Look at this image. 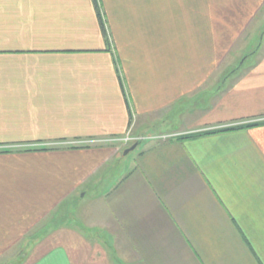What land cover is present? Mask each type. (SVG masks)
Listing matches in <instances>:
<instances>
[{"label": "crops", "instance_id": "obj_1", "mask_svg": "<svg viewBox=\"0 0 264 264\" xmlns=\"http://www.w3.org/2000/svg\"><path fill=\"white\" fill-rule=\"evenodd\" d=\"M263 45L264 0H0V264H78L72 201L108 264H264Z\"/></svg>", "mask_w": 264, "mask_h": 264}, {"label": "rangeland", "instance_id": "obj_2", "mask_svg": "<svg viewBox=\"0 0 264 264\" xmlns=\"http://www.w3.org/2000/svg\"><path fill=\"white\" fill-rule=\"evenodd\" d=\"M263 42V37L260 39ZM259 40V42H260ZM261 42V43H262ZM261 51H264V45L261 49ZM250 52H253L252 47L250 48ZM25 144V145H24ZM22 144V148H24L27 144L24 143ZM32 144V143H31ZM129 144V143H128ZM73 202V201H72ZM69 202L68 206L65 208L62 207V209L60 210V217H58V219H60L57 223H54V227L55 226H59L62 228H55L54 230V234L51 237H47V240L45 242V239L43 237V240L41 242L42 246L48 247L49 245H51L52 243H62L64 245H66L71 252V255L74 259V262H78V264H108V259L107 256L101 252L97 247L94 248L91 245H87L84 244L85 241L82 239V237H80L79 235V227L78 225L72 221L75 220L76 218V213H77V201H74L73 203ZM87 203H91V198H89L87 201ZM58 209H56L54 212H56ZM53 212V213H54ZM55 214V213H54ZM52 217V214L48 215L39 225L38 228H42L44 225H46L47 223H49L50 218ZM53 219V218H52ZM70 221V223H68L67 221ZM61 225H69L68 228L66 229V226H61ZM57 231V232H55ZM105 240V238L103 239ZM83 242V243H82ZM47 243V244H46ZM82 244V245H81ZM81 245V247H80ZM83 245L85 247H83ZM78 251V252H77ZM16 255H8V257H14ZM37 256H39V253H33L31 255H29V260L35 259ZM82 259L85 262H82ZM92 262V263H88ZM95 261V262H94Z\"/></svg>", "mask_w": 264, "mask_h": 264}, {"label": "trees", "instance_id": "obj_3", "mask_svg": "<svg viewBox=\"0 0 264 264\" xmlns=\"http://www.w3.org/2000/svg\"><path fill=\"white\" fill-rule=\"evenodd\" d=\"M102 28L105 31V27H104L103 21H102ZM257 126H264V121H262V122H256V123H250V124L243 125V126H241V125H239V126H233L231 128L224 129L222 131L228 132V131H234V130L247 129V128H251V127H257ZM218 132H220V131H216V132H213V133L209 132V133H204V134H194V135H191V136L186 137V138H183V139L196 138V137H200V136H203V135L215 134V133H218ZM183 139H180V140H183ZM28 144H30V143H28ZM50 149H52V148H49V147H36V148H31L30 147V148L23 149V151H47V150H50Z\"/></svg>", "mask_w": 264, "mask_h": 264}, {"label": "built area", "instance_id": "obj_4", "mask_svg": "<svg viewBox=\"0 0 264 264\" xmlns=\"http://www.w3.org/2000/svg\"><path fill=\"white\" fill-rule=\"evenodd\" d=\"M138 140H139V138L133 137L129 133L126 137L119 138V139H114L113 142L120 143V144H128V143H132V142H135V141H138Z\"/></svg>", "mask_w": 264, "mask_h": 264}, {"label": "water", "instance_id": "obj_5", "mask_svg": "<svg viewBox=\"0 0 264 264\" xmlns=\"http://www.w3.org/2000/svg\"><path fill=\"white\" fill-rule=\"evenodd\" d=\"M136 148V146H134L133 148H131L132 150H134ZM127 153H128V151H127Z\"/></svg>", "mask_w": 264, "mask_h": 264}]
</instances>
